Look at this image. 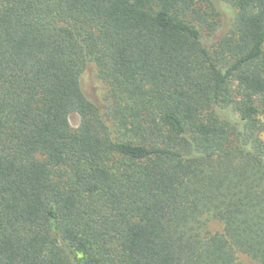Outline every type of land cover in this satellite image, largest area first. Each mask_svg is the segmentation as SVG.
Returning <instances> with one entry per match:
<instances>
[{
	"label": "trees",
	"instance_id": "1",
	"mask_svg": "<svg viewBox=\"0 0 264 264\" xmlns=\"http://www.w3.org/2000/svg\"><path fill=\"white\" fill-rule=\"evenodd\" d=\"M217 1L208 48L209 0H0V264H264V0Z\"/></svg>",
	"mask_w": 264,
	"mask_h": 264
},
{
	"label": "rangeland",
	"instance_id": "2",
	"mask_svg": "<svg viewBox=\"0 0 264 264\" xmlns=\"http://www.w3.org/2000/svg\"><path fill=\"white\" fill-rule=\"evenodd\" d=\"M210 3H214L217 5L216 14H214L213 18H216L219 20L221 27L217 33H210L207 31L202 30V36L203 40L205 42V45L208 48H211L215 44V40L218 37V34H222L226 32V30L231 26V19H230V10L229 5H226L225 7L221 6L220 3L216 0H209ZM206 8V7H204ZM209 8V7H207ZM218 10V11H217ZM209 12H212L211 8H209ZM219 12V13H218ZM83 89L86 95L94 102H101L104 97L105 91L103 90V84L100 82V80L97 78L95 73V67L94 65H89L86 70V75L84 76L83 80ZM69 121L72 128H77L80 116L76 112H72L69 116ZM222 224L217 221H211L209 222L208 229L212 232L221 231ZM237 259L238 260H247L243 254L237 253Z\"/></svg>",
	"mask_w": 264,
	"mask_h": 264
}]
</instances>
